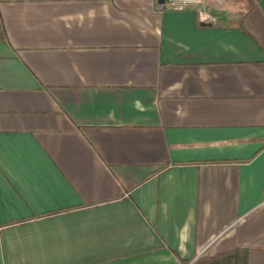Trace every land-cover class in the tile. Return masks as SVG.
Wrapping results in <instances>:
<instances>
[{"label": "crops", "instance_id": "obj_1", "mask_svg": "<svg viewBox=\"0 0 264 264\" xmlns=\"http://www.w3.org/2000/svg\"><path fill=\"white\" fill-rule=\"evenodd\" d=\"M0 264H264V0H0Z\"/></svg>", "mask_w": 264, "mask_h": 264}, {"label": "trees", "instance_id": "obj_2", "mask_svg": "<svg viewBox=\"0 0 264 264\" xmlns=\"http://www.w3.org/2000/svg\"><path fill=\"white\" fill-rule=\"evenodd\" d=\"M248 262V250L236 249L235 251L225 254H219L215 256H202L194 264H248Z\"/></svg>", "mask_w": 264, "mask_h": 264}, {"label": "built area", "instance_id": "obj_3", "mask_svg": "<svg viewBox=\"0 0 264 264\" xmlns=\"http://www.w3.org/2000/svg\"><path fill=\"white\" fill-rule=\"evenodd\" d=\"M203 1L204 0H167V3L171 8L180 9L185 7L201 5Z\"/></svg>", "mask_w": 264, "mask_h": 264}]
</instances>
